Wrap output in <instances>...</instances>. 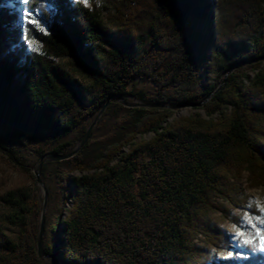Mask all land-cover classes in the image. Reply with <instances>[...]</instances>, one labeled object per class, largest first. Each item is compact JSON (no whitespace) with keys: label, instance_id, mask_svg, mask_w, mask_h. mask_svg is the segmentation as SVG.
<instances>
[{"label":"trees","instance_id":"16d2710c","mask_svg":"<svg viewBox=\"0 0 264 264\" xmlns=\"http://www.w3.org/2000/svg\"><path fill=\"white\" fill-rule=\"evenodd\" d=\"M4 1L2 146L71 131L136 81L153 83L164 103L197 102L190 92L200 91L202 101L217 87L210 67L224 76L239 62L253 64L252 74L232 71L198 108L205 117L143 114L92 164L61 172L72 206L58 215L47 252L62 247V264H264V252L253 249L246 258H223L229 237L212 219L225 203L242 204L234 178L264 171V0H151L152 13L133 17L126 14L137 0H30L26 7L47 23V32H36L38 51L15 27L18 5ZM75 170L81 173L71 177ZM9 195L14 213L3 218L25 229L30 195ZM0 264L42 263L33 244L16 242L0 225Z\"/></svg>","mask_w":264,"mask_h":264},{"label":"rangeland","instance_id":"374dc122","mask_svg":"<svg viewBox=\"0 0 264 264\" xmlns=\"http://www.w3.org/2000/svg\"><path fill=\"white\" fill-rule=\"evenodd\" d=\"M4 2L9 5H18L19 17L15 22V27H18L22 32V40L26 44L27 49L30 51H33V48L40 50V44L36 41V32H47V23L43 14L39 10L33 12V18L42 21L37 27L22 18L21 9L25 6L21 5L19 0H7ZM154 10L155 5L151 0H137L128 9L126 17L141 16L145 13H152ZM25 29H27V32H25ZM7 37L14 46L13 36L8 35ZM29 40L32 42V48L29 47ZM252 68L253 64L251 62H243L235 70L252 74ZM223 77L210 67L209 83L211 86H218ZM168 92L173 96L178 95L177 90L173 87L169 88ZM189 94H197L200 97L195 98L197 102L202 99L200 91H193ZM170 101V103L165 104L171 106L181 102L173 99ZM160 103L164 102L153 83L136 81L129 84L128 94L123 96L122 99L113 98L110 100L109 105L94 125L89 138L81 147H79L81 140L97 114L71 131L45 134L26 146H2L0 144V225L3 226L7 234L15 239L16 242L21 241L23 246L28 243L33 244L36 252H38V234L44 214L45 228L42 239L44 255L39 258L42 264H61L62 247H59L58 253L56 251L50 254L47 252V249L54 244L52 228L56 224L58 215L62 213L66 216L72 206V201L68 203L64 201L59 174L61 172H70L77 165L87 166L92 164L108 146L120 142L128 134L132 133L135 130L137 121L143 114L170 109L173 111L172 118L194 113H201L205 117L203 111L198 109L199 107L173 108L153 106V104ZM151 136L152 134L137 135L134 140L140 141ZM59 147L62 148L56 153ZM77 149L78 151L68 159L54 160L44 158L38 171V181L37 167L45 155L68 154ZM80 173V171L75 170L70 173V176L73 177ZM233 180L239 187L242 204L234 206L225 203L224 212L212 214L213 221L223 228L229 237V247L222 252L224 254L223 258L226 259H228L229 252L232 253L231 258H246L248 257V250L259 251L251 245L241 244L238 246V242L234 239L233 229L245 231L248 236L253 235L255 229L247 223L245 214L247 213L251 216L253 222H257L259 212L256 204L252 202L254 200L264 202V171L245 169ZM18 189H24L30 195L29 207L31 211L27 216L25 229H22L20 225L8 223L3 218L8 214L14 213L8 202L9 194ZM59 236H62V233ZM220 254L217 253L215 257L220 258Z\"/></svg>","mask_w":264,"mask_h":264},{"label":"snow or ice","instance_id":"6c2138e0","mask_svg":"<svg viewBox=\"0 0 264 264\" xmlns=\"http://www.w3.org/2000/svg\"><path fill=\"white\" fill-rule=\"evenodd\" d=\"M0 2H2V0H0ZM81 2L85 6H90V0H81ZM19 3L25 6L21 9L22 18L27 20L29 24H33L39 27L42 21L34 19L32 10L26 7L27 5H29L30 0H19ZM25 32H27V29H25ZM28 44L29 47L32 48V42L30 40L28 41ZM32 50L36 51L38 49L33 48ZM252 203L256 204V207L259 212V216L257 217V222H253V219L247 213L245 214V217L247 223L255 229L254 234L248 236L245 231H241L234 228L233 229L234 239L238 242V246L241 244L251 245L255 249L264 252V202L254 200ZM231 257H232V253L229 252L227 258H231Z\"/></svg>","mask_w":264,"mask_h":264},{"label":"water","instance_id":"95a60500","mask_svg":"<svg viewBox=\"0 0 264 264\" xmlns=\"http://www.w3.org/2000/svg\"><path fill=\"white\" fill-rule=\"evenodd\" d=\"M261 60H264V56L259 58ZM243 62H250V61H243ZM243 62H239L237 64H235L232 68H230L224 75L221 83L216 87V89L211 93L209 94L206 98H204L202 101H199V102H180V103H177V104H172L171 106L170 105H167L165 103H160V104H153V106H159V107H173V108H182V107H195V108H198V107H201L206 101L209 100V98L216 92L218 91L222 86L223 84L225 83L226 79H227V76L232 72L234 71L241 63ZM123 96H116V95H111L108 97V99L106 100V102L102 105V107L100 108V110L98 111L97 115L95 116L94 120L90 123L84 137L82 138L81 140V144L79 147H81L85 142L86 140L89 138L91 132H92V129L94 127V125L96 124L97 120L99 119V117L102 115V113L104 112V110L106 109V107L109 105L110 103V100L113 99V98H119V99H122ZM79 149V148H78ZM77 150L71 152V153H68V154H47L45 155L39 162L38 164V167H37V177H38V181H39V176H38V171L40 170L41 168V165L44 161V158H51V159H54V160H64V159H68L69 157H71L74 153H76ZM45 207V206H44ZM44 214L42 216V221H41V225H40V231H39V234H38V255L40 258H42V256L44 255L43 253V250H42V239H43V234H44ZM61 260V259H60ZM62 264V263H61Z\"/></svg>","mask_w":264,"mask_h":264}]
</instances>
